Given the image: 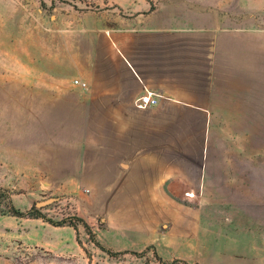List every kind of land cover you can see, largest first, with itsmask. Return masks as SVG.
Instances as JSON below:
<instances>
[{
  "label": "crops",
  "instance_id": "obj_1",
  "mask_svg": "<svg viewBox=\"0 0 264 264\" xmlns=\"http://www.w3.org/2000/svg\"><path fill=\"white\" fill-rule=\"evenodd\" d=\"M94 1L56 20L59 40L29 53L27 70L24 53L11 68L0 52V146L11 112L24 119L22 109L32 107V119H72L57 151L71 157L82 185L116 188L100 244L127 252L162 236L169 245L180 236L160 233L167 226L158 223L182 222L196 235L202 204L211 202L203 191L211 119H264V68L248 63L259 40L234 30L215 0ZM146 93L156 105L137 108ZM100 119H112V132L93 131ZM227 174L226 186L238 187V169Z\"/></svg>",
  "mask_w": 264,
  "mask_h": 264
},
{
  "label": "rangeland",
  "instance_id": "obj_2",
  "mask_svg": "<svg viewBox=\"0 0 264 264\" xmlns=\"http://www.w3.org/2000/svg\"><path fill=\"white\" fill-rule=\"evenodd\" d=\"M215 1L218 11L225 10L218 14L232 18L234 30L258 37L248 63L264 68V0ZM94 7V0H0V52H8L11 68L14 57L24 53L27 70L29 53L46 51L49 37L59 40L56 20ZM22 114L24 119L9 114L8 139L0 146V264H264V250H238L264 244V119H211L209 185L203 189L211 202L202 204L198 234L182 222L175 229L158 223L167 226L160 233L180 240L162 245V236H154L146 248L116 253L99 240L108 236L116 214V188L82 185L71 157L57 151L72 119H32V107ZM98 126L112 132L114 124L100 119L93 131ZM231 166L239 171L238 187L226 186Z\"/></svg>",
  "mask_w": 264,
  "mask_h": 264
},
{
  "label": "built area",
  "instance_id": "obj_3",
  "mask_svg": "<svg viewBox=\"0 0 264 264\" xmlns=\"http://www.w3.org/2000/svg\"><path fill=\"white\" fill-rule=\"evenodd\" d=\"M77 83V81H75ZM157 103L156 96L152 95L151 93H146L143 96H140L136 102L135 105L137 108H148V107H153ZM190 196V195H189Z\"/></svg>",
  "mask_w": 264,
  "mask_h": 264
},
{
  "label": "trees",
  "instance_id": "obj_4",
  "mask_svg": "<svg viewBox=\"0 0 264 264\" xmlns=\"http://www.w3.org/2000/svg\"><path fill=\"white\" fill-rule=\"evenodd\" d=\"M13 214H14L15 216H17V217H24V215H23L22 213H18V212H14V211H13ZM95 245H96L97 247H99L100 249L103 250V248L100 246L99 243H95Z\"/></svg>",
  "mask_w": 264,
  "mask_h": 264
}]
</instances>
